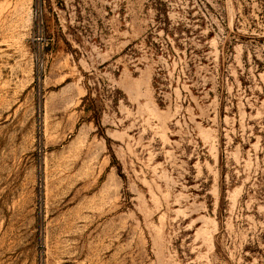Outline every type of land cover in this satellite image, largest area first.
I'll return each mask as SVG.
<instances>
[{"label":"rangeland","instance_id":"rangeland-1","mask_svg":"<svg viewBox=\"0 0 264 264\" xmlns=\"http://www.w3.org/2000/svg\"><path fill=\"white\" fill-rule=\"evenodd\" d=\"M0 264H264V0H0Z\"/></svg>","mask_w":264,"mask_h":264}]
</instances>
